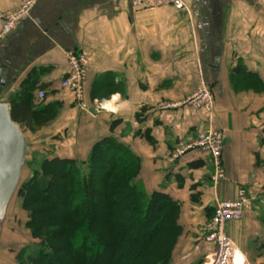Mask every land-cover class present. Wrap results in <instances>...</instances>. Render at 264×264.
I'll return each instance as SVG.
<instances>
[{
    "label": "crops",
    "instance_id": "crops-1",
    "mask_svg": "<svg viewBox=\"0 0 264 264\" xmlns=\"http://www.w3.org/2000/svg\"><path fill=\"white\" fill-rule=\"evenodd\" d=\"M21 1L0 0V14ZM182 1L183 9H138L132 0H36L0 44V102L9 105L26 81L35 84V103L37 90L45 92L42 105L56 116L36 133L48 159L86 160L104 136L126 145L140 160L137 187L179 205L170 264H212L215 248L202 240L203 226L216 202L246 189L243 217L228 233L248 264H264V0ZM69 50L88 55L81 102L59 89ZM202 82L213 95L211 115L161 107ZM96 98L109 99L110 109L96 110ZM209 126L224 135L225 178L217 184L201 149L171 159L177 141L189 143ZM195 161L202 165L191 168ZM0 264H16V256L3 252Z\"/></svg>",
    "mask_w": 264,
    "mask_h": 264
},
{
    "label": "trees",
    "instance_id": "trees-1",
    "mask_svg": "<svg viewBox=\"0 0 264 264\" xmlns=\"http://www.w3.org/2000/svg\"><path fill=\"white\" fill-rule=\"evenodd\" d=\"M35 88L26 81L9 99L12 121L31 132L36 115L51 110L34 102ZM139 170V158L113 136L97 140L86 160L45 159L16 189L24 191L23 208H30L27 224L46 230L34 236L39 243L25 257L24 250L16 255L18 264H134L157 237L167 240L159 264H169L181 232L179 205L165 192L140 190ZM50 227L59 232H48ZM58 239L62 244L53 243Z\"/></svg>",
    "mask_w": 264,
    "mask_h": 264
},
{
    "label": "built area",
    "instance_id": "built-area-1",
    "mask_svg": "<svg viewBox=\"0 0 264 264\" xmlns=\"http://www.w3.org/2000/svg\"><path fill=\"white\" fill-rule=\"evenodd\" d=\"M35 2L36 0H22L17 9L0 14V44L4 37L29 14ZM165 4L177 9L184 8L182 0H132L133 7L138 9H152ZM65 58L66 71L59 82V89L69 92L76 102H81L84 95L88 55L83 50H69L65 52ZM36 95L37 101L45 100L44 91L38 90ZM182 105L211 115L213 95L208 85L202 82L180 103H163L161 107L172 108ZM223 141V131L209 126L206 130L199 132L197 137L189 143L178 141L171 154V159L181 157L190 148L201 149L210 157L213 167L210 179L213 184H217L225 178L222 160ZM248 201L249 192L244 188H239L234 198L216 202L213 215L204 224L202 233V240L212 244L215 248L212 264H248L243 254L236 249L228 233V224L239 221L243 217Z\"/></svg>",
    "mask_w": 264,
    "mask_h": 264
},
{
    "label": "rangeland",
    "instance_id": "rangeland-1",
    "mask_svg": "<svg viewBox=\"0 0 264 264\" xmlns=\"http://www.w3.org/2000/svg\"><path fill=\"white\" fill-rule=\"evenodd\" d=\"M108 98V97H107ZM93 99L95 108L97 109L98 105L101 102L109 101V99ZM99 111L107 110V109H97ZM56 116V109H52L46 114H37L35 119V132H31L25 128H22L23 134L25 133L30 142L29 145V154L26 157V163L22 169V173L20 176L19 185L29 180L32 176L34 169H39L41 163L47 159L49 153L44 152V146L42 145L44 142L41 139H38L37 131H42V129L48 124L49 121L53 120ZM198 135V134H197ZM178 143V141H177ZM176 143V144H177ZM54 152H50L53 154ZM24 191L20 192L16 191L13 195L10 204L7 208V214L5 219L2 221L3 230H0V255L8 254L13 252V255H18L20 251H25L26 249L31 250L32 247L36 246L39 241L34 236L38 237L39 235H43L46 230H36L38 227L35 224L28 225L27 221L29 219L30 208H23L22 200ZM56 214V213H55ZM58 215V214H56ZM53 217V215L49 218ZM2 223H0V228ZM35 230V231H34ZM50 233H58L59 228L50 227L47 228ZM34 234V235H33ZM61 239V238H60ZM58 239L57 242H53L56 244H62ZM167 247V240L163 237H157L152 242L149 243L147 249L143 251V253L138 256L134 262V264H159L162 260L163 249ZM59 254V253H57ZM23 256H26V251L23 253ZM60 256H63L60 254ZM171 263V261H170ZM169 263V264H170ZM16 264H18L16 259Z\"/></svg>",
    "mask_w": 264,
    "mask_h": 264
},
{
    "label": "water",
    "instance_id": "water-1",
    "mask_svg": "<svg viewBox=\"0 0 264 264\" xmlns=\"http://www.w3.org/2000/svg\"><path fill=\"white\" fill-rule=\"evenodd\" d=\"M5 84L6 72L0 68V88ZM28 154L29 142L21 127L12 121L9 105L0 102V223L5 219Z\"/></svg>",
    "mask_w": 264,
    "mask_h": 264
},
{
    "label": "bare ground",
    "instance_id": "bare-ground-1",
    "mask_svg": "<svg viewBox=\"0 0 264 264\" xmlns=\"http://www.w3.org/2000/svg\"><path fill=\"white\" fill-rule=\"evenodd\" d=\"M97 109H110L109 101L101 102Z\"/></svg>",
    "mask_w": 264,
    "mask_h": 264
}]
</instances>
